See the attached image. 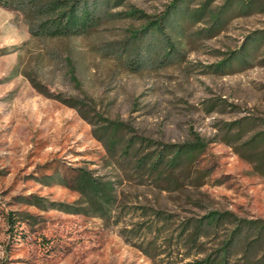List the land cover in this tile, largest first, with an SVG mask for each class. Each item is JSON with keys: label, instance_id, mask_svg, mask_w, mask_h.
<instances>
[{"label": "rangeland", "instance_id": "374dc122", "mask_svg": "<svg viewBox=\"0 0 264 264\" xmlns=\"http://www.w3.org/2000/svg\"><path fill=\"white\" fill-rule=\"evenodd\" d=\"M171 1L128 0L88 34L54 39L36 35L23 12L0 6V264H152L117 227L17 199L36 194L74 203L78 193L57 182L44 183L56 170L88 167L113 175L92 125L74 108L41 94L31 79L51 93L90 100L103 115L163 142L182 143L194 134L212 139L224 122L245 115L264 120V49L245 71L226 76L205 72L222 53L238 49L247 35L263 27L264 13L236 17L215 38L188 46L181 64H144L134 70L120 60L123 43L145 21L110 13L135 8L156 15ZM212 103L214 110L209 109ZM198 168L209 171L204 186L163 193L160 202L200 213L188 202L200 198L208 208L264 219V179L231 147L210 142ZM8 211L18 217L30 213L34 222L18 223L12 230Z\"/></svg>", "mask_w": 264, "mask_h": 264}, {"label": "trees", "instance_id": "16d2710c", "mask_svg": "<svg viewBox=\"0 0 264 264\" xmlns=\"http://www.w3.org/2000/svg\"><path fill=\"white\" fill-rule=\"evenodd\" d=\"M127 1L0 0V6L23 12L36 35L54 39L88 34L109 11ZM213 3L172 0L156 15L135 8L110 13V17L145 21L123 43L120 60L134 70L144 64H181L187 58L188 46L215 38L236 17L264 13V0H223L218 6ZM201 23L204 27L191 31ZM263 49L264 26L247 35L238 49L222 53L220 60L205 67V72L226 76L245 71ZM124 52H128L125 57ZM261 62L264 64V59ZM31 81L41 94L74 108L92 125L93 136L106 151L105 166L113 170V175H101L88 167L63 173L56 170L44 183L57 182L78 193L74 203L49 201L36 194L17 197L20 203L100 219L106 227H117L123 239L152 264H264L263 218L208 208L200 198L188 199L202 210L200 213L172 208L161 203L159 197L206 184L209 171L199 169L198 162L210 142L231 147L264 179L263 119L245 115L226 121L219 127L220 133L208 140L194 134L182 143L163 142L134 132L120 119L103 115L90 100L51 93L41 83ZM215 106L212 103L209 109ZM5 215L12 230L18 223L34 222L30 213L18 217V213L8 211Z\"/></svg>", "mask_w": 264, "mask_h": 264}]
</instances>
